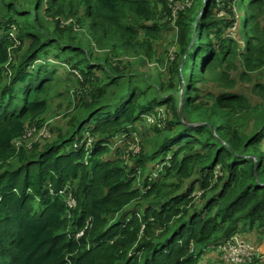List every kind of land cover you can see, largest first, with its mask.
Here are the masks:
<instances>
[{
	"label": "trees",
	"instance_id": "16d2710c",
	"mask_svg": "<svg viewBox=\"0 0 264 264\" xmlns=\"http://www.w3.org/2000/svg\"><path fill=\"white\" fill-rule=\"evenodd\" d=\"M199 2L203 8L196 18L184 16L189 9L175 12L181 49L171 64L172 75L183 73L185 79L182 107L192 101L195 112L201 109L196 79L206 75L231 89L237 57L244 80L264 67V0ZM34 5L38 15L6 1L0 20V264H198L203 254H220L208 250L234 235L264 245V111L256 130L243 137L228 123L188 127L173 95L148 100L144 84L128 82L117 97H109L127 78L121 56L132 48L151 49L172 21L168 3L162 1L157 10L147 0H48L45 17L53 34L47 37L33 29H43L38 20L43 0ZM233 5L247 14L246 29L239 18L241 44L224 32L232 25ZM220 9L224 17L217 20ZM86 21L104 47L101 59L92 58V47L85 49L72 32ZM58 69L66 72L64 78ZM57 80L74 81V114L66 116L52 144L18 149L26 131L41 127ZM247 102L243 95L223 92L214 98L215 115L243 110ZM146 115L153 116L150 125ZM146 132L170 136L151 157L133 158L144 167L159 156L158 169L150 171L157 176L141 184L150 187L143 196L128 175L134 169L124 167L121 157L131 135L138 134L144 146ZM120 136L123 142L106 157ZM197 187L200 196L194 194ZM69 194L76 202L71 210L65 204ZM133 203L145 205L126 210Z\"/></svg>",
	"mask_w": 264,
	"mask_h": 264
},
{
	"label": "rangeland",
	"instance_id": "374dc122",
	"mask_svg": "<svg viewBox=\"0 0 264 264\" xmlns=\"http://www.w3.org/2000/svg\"><path fill=\"white\" fill-rule=\"evenodd\" d=\"M0 20L1 16L3 15L4 10V2L9 1L15 4V6L25 12L26 14L30 13L31 15H38L37 11L35 12V5L34 3L37 0H0ZM152 2L153 4H156V9L161 10L162 8V1L166 2V0H147ZM195 3L191 4L186 8L189 9L188 14L185 13V17L189 18L190 20L192 17H197L199 13L201 12V2L198 0H194ZM204 0H202L203 2ZM210 0H207L205 2L207 3ZM179 3L181 5L186 4V0H174L172 3ZM241 1H239V4ZM43 5L45 8L42 10V13L40 16H38V20H41L42 23L39 24L43 29L38 28L36 25L33 26V29L41 32L43 37H47L48 34L52 35V27L48 24H52L51 20L46 18V11L48 0H43ZM235 7H232V13H233V19L232 17L228 18L232 20V25H230L228 28L224 29L225 36L238 40V43L241 44V40L243 36L241 37L239 35V26L240 21L239 18H241L243 23V28L246 29V13H240L238 14L236 5H233ZM222 8V7H221ZM217 9V8H216ZM218 10V9H217ZM216 10V11H217ZM35 12V13H34ZM41 17V18H40ZM222 17H224L223 11L220 9V11H217V14L215 18L217 20H220ZM177 18V17H176ZM13 20H16V22H20L23 19L22 18H16L14 17ZM63 22V25H70L71 21L70 19L61 20ZM127 22H130V19H126ZM168 23H170L167 26L163 27L160 31L161 33L157 36V39L151 42V49L144 48L142 49H134L132 48L130 51H128L126 54H123L121 56V60H123L122 66H128L129 68L127 70H124L123 73L127 75V78H122L120 81L119 89L112 90L114 94L111 96V93H109V97H117L118 94L127 87V83L131 85L144 84L145 86H148L150 89L148 90L149 96L148 100L155 98L156 96H172L177 100L178 102V110L181 111V107L183 104V101L185 100V97L183 96V91L181 89V86H184L185 79L183 78V73L180 75V77H174L171 73V64L175 61V55L176 53L181 49L178 45V37H179V26L176 25L177 19L170 21L167 20ZM261 21L264 23V18L261 19ZM160 23H164V21H160ZM82 28L78 29L76 27H72V32L76 35L75 39H79L76 41L79 44H82L85 49H90V53L92 58L99 57L100 59L104 56V52H102L101 47L97 43V35L94 34L90 28V25L86 21ZM49 28V29H48ZM242 28V29H243ZM48 29V30H47ZM94 35V36H93ZM139 37V40L142 39ZM94 38H93V37ZM25 44H28L27 40H23ZM141 41V40H140ZM214 42V40H213ZM141 45H138L136 48H138ZM150 50V51H148ZM146 52V53H145ZM149 55L151 57H149ZM204 56V52L201 55ZM99 59V60H100ZM51 60V59H49ZM52 62V61H51ZM235 65H238V68L230 73V79L235 82L234 86L230 89L227 87H224L222 85H219L217 83H213L210 81V79H207V76L204 75V80L196 79L194 82L193 87L196 88L198 92L197 94L200 95V98L198 100L199 106H201L200 111H192V101L190 104V107L183 108L185 120H182V123L186 124L188 127L194 128L197 126H211V125H221L225 123H228L233 130H236L241 136L245 137L250 135L256 128L259 126V119L261 117V114L264 111V67L250 73L245 76V80L241 78V74H243V69L239 65V57H237L234 61ZM225 65H223V68ZM59 73L60 78H64L66 75V72L63 71V69H58L57 71ZM199 74V73H198ZM103 79L105 81V78H107L103 74ZM58 78V79H60ZM197 78V76H196ZM178 80V85H176V82ZM74 81H68L64 82L61 80H57L54 88H52L51 94L53 97L50 98L48 102V110L47 112L42 116V123L40 128H31L28 131H26L23 138L16 144L18 146L24 147L27 150H31L32 147L36 144H39L41 147H43L45 144H52L55 142L57 133L59 132V128H61L66 123V116H70L74 114L75 106L77 105V95L78 92H76V86L74 85ZM171 85V87H170ZM173 85V88H172ZM190 90V92L194 91L189 84H187ZM186 85V86H187ZM176 88V89H175ZM223 92L237 94V95H243L246 100L248 101L247 106L243 110L239 111H233V110H221L220 115L216 116L217 110L213 107L214 104V98L218 97ZM77 94V95H76ZM211 95V97H207ZM194 94L190 97L193 98ZM158 109V108H157ZM163 109L160 110V113H162ZM159 113V114H160ZM161 117H163L161 115ZM145 119L147 120V123L150 125L153 122V116L152 115H146ZM159 126V125H158ZM146 130V129H144ZM143 130V131H144ZM148 130V129H147ZM136 130V132H138ZM65 132V131H63ZM213 136L218 139L219 136L216 134L215 131H212ZM83 134H85L86 137L89 138V134L85 133L83 131ZM205 134V133H204ZM137 135L138 143L141 140ZM170 135L168 133H162L158 135L149 134L146 132V140L143 141L144 146L138 145L135 146V140L134 137H130L129 142L127 144V148L125 149L124 155H122V161L123 166H128L129 168L134 169L132 173H128L130 175V179L132 180L133 186H135L136 189L140 190L141 195H146V193L149 191L150 187L143 188L141 184L143 181L149 176L148 180L149 182H153L152 176H151V169L154 168L158 169L159 164V156L156 159L149 160L148 164L144 165V167H137L134 164L133 158L138 157L140 154L143 155H150V157L153 155V152H158L159 148L163 144L164 140L168 138ZM206 136V135H205ZM90 140V138H89ZM224 143V142H223ZM120 145L118 137H115L113 140V145L110 144V152L106 157H108L110 154H112L113 149L118 147ZM131 146L132 151H129L128 148ZM143 147V149H142ZM143 150V151H142ZM132 154V155H130ZM87 155V154H86ZM131 156V157H130ZM149 157V158H150ZM169 158L167 157L166 160ZM252 159L255 161V157H252ZM164 163V162H162ZM167 165V163H165ZM165 165V166H166ZM162 168H159L161 171ZM216 176H221V172L219 168L216 169ZM264 177V174H263ZM264 179V178H263ZM173 183H175L173 181ZM172 189V188H171ZM51 195L54 194L53 190L50 191ZM194 194L196 196H200L203 191H199V188H195ZM145 204H139L133 203L130 208L126 210H130L133 212H137L140 210ZM75 206H72L69 209H74ZM245 242H248L244 237L240 236ZM257 238V236H255ZM253 238V237H252ZM215 250H208V252H212ZM216 252V251H215ZM209 262L211 264H227L225 262L224 257L221 254L218 255H212L209 256L208 254H203L201 261L198 264H206ZM258 262V261H257Z\"/></svg>",
	"mask_w": 264,
	"mask_h": 264
},
{
	"label": "built area",
	"instance_id": "2783aa9c",
	"mask_svg": "<svg viewBox=\"0 0 264 264\" xmlns=\"http://www.w3.org/2000/svg\"><path fill=\"white\" fill-rule=\"evenodd\" d=\"M173 1L174 0H166L168 6L172 9L171 19L175 20V12L186 9L191 4V0H186V4L183 5H178L177 2L172 3ZM131 136L134 137L135 146L137 147L139 143L136 133H133ZM122 138V136L118 137L120 144L123 142ZM17 143L18 142H16V144ZM16 147L18 146L16 145ZM128 150L132 151L131 146ZM151 176L152 179L155 178L157 176V172L151 174ZM65 204L68 209L72 206H76V202L70 194L65 199ZM212 249H215L218 253H220L224 257L227 264H252L255 261L264 262V245H256L245 242L239 235H234L231 238L222 241Z\"/></svg>",
	"mask_w": 264,
	"mask_h": 264
}]
</instances>
